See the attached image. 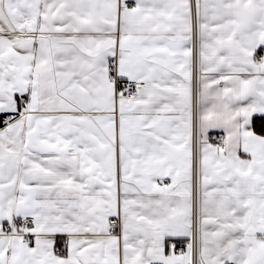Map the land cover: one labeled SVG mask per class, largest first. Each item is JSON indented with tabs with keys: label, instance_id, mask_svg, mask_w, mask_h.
Here are the masks:
<instances>
[{
	"label": "snow or ice",
	"instance_id": "1",
	"mask_svg": "<svg viewBox=\"0 0 264 264\" xmlns=\"http://www.w3.org/2000/svg\"><path fill=\"white\" fill-rule=\"evenodd\" d=\"M0 264H264V0H0Z\"/></svg>",
	"mask_w": 264,
	"mask_h": 264
}]
</instances>
